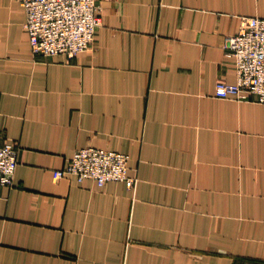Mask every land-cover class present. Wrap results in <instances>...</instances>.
Returning <instances> with one entry per match:
<instances>
[{
	"label": "crops",
	"instance_id": "1",
	"mask_svg": "<svg viewBox=\"0 0 264 264\" xmlns=\"http://www.w3.org/2000/svg\"><path fill=\"white\" fill-rule=\"evenodd\" d=\"M73 59L37 56L20 0H0V264H264V104L235 83L227 39L264 0H96ZM129 156L126 182L68 175L74 153Z\"/></svg>",
	"mask_w": 264,
	"mask_h": 264
},
{
	"label": "built area",
	"instance_id": "2",
	"mask_svg": "<svg viewBox=\"0 0 264 264\" xmlns=\"http://www.w3.org/2000/svg\"><path fill=\"white\" fill-rule=\"evenodd\" d=\"M26 13L25 29L32 52L37 56L64 55L73 59L91 49L102 25L101 7L96 0H20ZM226 57L236 68V82H219L216 97L238 102L264 104V18L244 17L238 33L227 39ZM129 156L112 150L87 147L77 150L68 165L53 172L58 181L68 175L78 182L93 180L102 188L109 182H126ZM18 167V148L11 142L0 145V186H13Z\"/></svg>",
	"mask_w": 264,
	"mask_h": 264
}]
</instances>
